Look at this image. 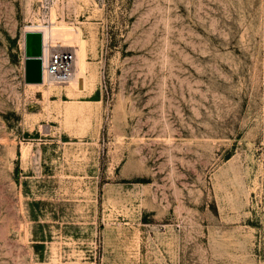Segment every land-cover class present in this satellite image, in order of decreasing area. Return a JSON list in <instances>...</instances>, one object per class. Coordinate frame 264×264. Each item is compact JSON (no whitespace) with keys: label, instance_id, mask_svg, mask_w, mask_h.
Listing matches in <instances>:
<instances>
[{"label":"rangeland","instance_id":"1","mask_svg":"<svg viewBox=\"0 0 264 264\" xmlns=\"http://www.w3.org/2000/svg\"><path fill=\"white\" fill-rule=\"evenodd\" d=\"M0 264H264V0H0Z\"/></svg>","mask_w":264,"mask_h":264},{"label":"bare ground","instance_id":"2","mask_svg":"<svg viewBox=\"0 0 264 264\" xmlns=\"http://www.w3.org/2000/svg\"><path fill=\"white\" fill-rule=\"evenodd\" d=\"M25 29L26 30H40V31H42L44 39H45V43H46L47 40L50 39L53 42V46H57V44L61 43V45L67 46L68 48L73 49L74 52H75V58H74V61H73V70H72L71 76L68 78L66 83L68 82L69 84L75 85L77 87L84 83V81H83L84 74L83 73H84V69H85V67L87 65V62H86V59H85V57H86L85 40L81 39L79 44L69 43V41L66 39L65 36L69 32H71L72 29L68 28L67 25H65V23L56 22V21H52V20H51V23L48 24V25L35 23V24H32V25L26 26ZM69 29H70V31H69ZM71 33L68 34V35H71ZM77 39H78V37H77ZM71 40L73 42V39L70 38V41ZM74 41H76V39ZM46 49H47V47L45 46V49H43V51L45 53V56L47 54ZM54 81H56V80H54L51 77H49V75L45 72V74L43 76V81L40 84H44L46 82H54ZM86 82H87V80L85 81V83ZM80 90H82V89H80ZM71 92H69V93H71Z\"/></svg>","mask_w":264,"mask_h":264},{"label":"built area","instance_id":"3","mask_svg":"<svg viewBox=\"0 0 264 264\" xmlns=\"http://www.w3.org/2000/svg\"><path fill=\"white\" fill-rule=\"evenodd\" d=\"M45 46L47 47V54L45 56L43 51V76L46 72L49 77L57 82H66L72 74L73 61L75 58L74 50L53 46V42L50 39L45 43L43 36V49H45Z\"/></svg>","mask_w":264,"mask_h":264},{"label":"water","instance_id":"4","mask_svg":"<svg viewBox=\"0 0 264 264\" xmlns=\"http://www.w3.org/2000/svg\"><path fill=\"white\" fill-rule=\"evenodd\" d=\"M25 80L29 83L43 81V33L40 30H25Z\"/></svg>","mask_w":264,"mask_h":264}]
</instances>
